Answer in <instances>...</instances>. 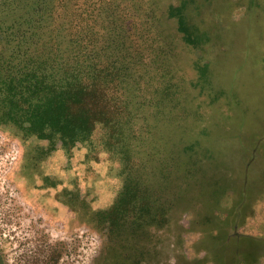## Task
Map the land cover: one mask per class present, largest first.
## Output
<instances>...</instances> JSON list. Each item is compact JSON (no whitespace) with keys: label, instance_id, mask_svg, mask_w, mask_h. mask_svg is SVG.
Segmentation results:
<instances>
[{"label":"rangeland","instance_id":"obj_1","mask_svg":"<svg viewBox=\"0 0 264 264\" xmlns=\"http://www.w3.org/2000/svg\"><path fill=\"white\" fill-rule=\"evenodd\" d=\"M182 2L0 0V264H264V0Z\"/></svg>","mask_w":264,"mask_h":264},{"label":"trees","instance_id":"obj_2","mask_svg":"<svg viewBox=\"0 0 264 264\" xmlns=\"http://www.w3.org/2000/svg\"><path fill=\"white\" fill-rule=\"evenodd\" d=\"M190 0H183L181 5L179 6H172L170 10V14L172 16L178 15L179 20H181V31L186 32L191 29V26L188 22L187 14L185 13V7H187V3ZM189 37V36H188ZM79 96L69 95L67 97H63L62 100L56 101L54 103L53 112L49 114L47 111L42 115L35 117L37 120L34 119V125L39 124L42 122L43 124L46 123H54L55 131L60 132L65 137H72L76 128H79L81 131H87L92 128H95L98 122L107 121V113L110 110L106 100L102 98H91L90 94L93 92H97L95 90L83 88L80 91ZM61 108V112L57 113V110ZM53 106V105H52ZM28 133L35 132L34 130L27 131ZM41 132L40 135H44Z\"/></svg>","mask_w":264,"mask_h":264},{"label":"crops","instance_id":"obj_3","mask_svg":"<svg viewBox=\"0 0 264 264\" xmlns=\"http://www.w3.org/2000/svg\"><path fill=\"white\" fill-rule=\"evenodd\" d=\"M256 3H258V1H256ZM259 4H260V2H259ZM250 5H252V4H250ZM260 5H264V2L262 4H260ZM225 259H226V264H231L233 260L234 261L237 260V254L234 253V252L230 253Z\"/></svg>","mask_w":264,"mask_h":264}]
</instances>
